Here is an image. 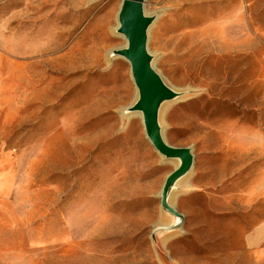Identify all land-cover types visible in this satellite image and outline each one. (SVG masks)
<instances>
[{"label":"rangeland","instance_id":"rangeland-1","mask_svg":"<svg viewBox=\"0 0 264 264\" xmlns=\"http://www.w3.org/2000/svg\"><path fill=\"white\" fill-rule=\"evenodd\" d=\"M121 3L0 0V264H264V0L144 3L179 94L162 133L194 156L177 227L160 192L178 161L126 120L135 86L109 53Z\"/></svg>","mask_w":264,"mask_h":264},{"label":"water","instance_id":"water-1","mask_svg":"<svg viewBox=\"0 0 264 264\" xmlns=\"http://www.w3.org/2000/svg\"><path fill=\"white\" fill-rule=\"evenodd\" d=\"M146 0H122L117 13V33L122 35L126 45L113 50L111 56L124 58L130 68L137 98L126 109V113L139 112L144 134L153 149L165 159L178 161V166L167 175L160 192V206L174 216V227L180 226L183 216L171 206L169 198L177 183L192 169L194 156L190 148L171 146L163 136L159 123V110L179 94L168 87L155 71L153 58L147 49L148 31L154 18L145 14Z\"/></svg>","mask_w":264,"mask_h":264},{"label":"crops","instance_id":"crops-1","mask_svg":"<svg viewBox=\"0 0 264 264\" xmlns=\"http://www.w3.org/2000/svg\"><path fill=\"white\" fill-rule=\"evenodd\" d=\"M0 189H1V177H0ZM264 239V223L258 225L255 228L254 233L250 237L251 245L254 246L258 244L257 242L262 241Z\"/></svg>","mask_w":264,"mask_h":264},{"label":"bare ground","instance_id":"bare-ground-1","mask_svg":"<svg viewBox=\"0 0 264 264\" xmlns=\"http://www.w3.org/2000/svg\"><path fill=\"white\" fill-rule=\"evenodd\" d=\"M35 11H36V10H35ZM50 13H51V12H50ZM118 26H119V25H118V22L116 21L115 25L111 28V30L114 31V32L117 31ZM120 37L123 38L122 35H120ZM112 51H113V50H111L109 53H111ZM135 92H136V89H135ZM136 95H137V92H136ZM135 98H136V97H135ZM165 103H166V102H165ZM130 107H131V106H130ZM128 108H129V107H128ZM128 108H125V110L128 109ZM133 114H134V115H137V116H139V117H141V115H140L139 112H138V113H137V112H134V113H130V114L126 117V120L129 119ZM130 115H131V116H130Z\"/></svg>","mask_w":264,"mask_h":264}]
</instances>
